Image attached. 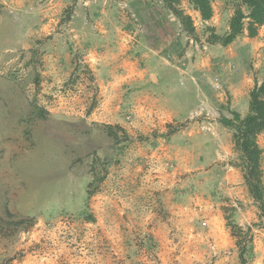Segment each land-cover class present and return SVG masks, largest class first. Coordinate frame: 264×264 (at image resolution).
Segmentation results:
<instances>
[{
    "label": "rangeland",
    "instance_id": "374dc122",
    "mask_svg": "<svg viewBox=\"0 0 264 264\" xmlns=\"http://www.w3.org/2000/svg\"><path fill=\"white\" fill-rule=\"evenodd\" d=\"M210 1L179 0L189 34L162 0H0V264H264L220 122L247 113L264 24L211 42L239 0Z\"/></svg>",
    "mask_w": 264,
    "mask_h": 264
},
{
    "label": "trees",
    "instance_id": "16d2710c",
    "mask_svg": "<svg viewBox=\"0 0 264 264\" xmlns=\"http://www.w3.org/2000/svg\"><path fill=\"white\" fill-rule=\"evenodd\" d=\"M165 6L178 19L184 31L193 34L194 25L190 15L184 14L179 7V0H162ZM190 6L198 11L201 19L206 21L212 16L210 0H188ZM264 24V0H239L228 22V31L224 35L210 34L211 42H220L227 45L238 35L247 31L248 36L253 37L259 26ZM211 29V28H210ZM232 118L222 117L220 122L232 129V141L239 153L242 177L250 196L258 207L264 210V181L260 158L262 149L257 143V135L264 132V73L260 82H256L249 91L247 113L240 117L239 113L233 112ZM118 128H121L117 126ZM112 134V133H111ZM113 135V134H112ZM232 235L240 244V227L233 223ZM236 228L238 229L236 232ZM240 250L242 258L243 251Z\"/></svg>",
    "mask_w": 264,
    "mask_h": 264
},
{
    "label": "crops",
    "instance_id": "0c3cea01",
    "mask_svg": "<svg viewBox=\"0 0 264 264\" xmlns=\"http://www.w3.org/2000/svg\"><path fill=\"white\" fill-rule=\"evenodd\" d=\"M198 12V11H197ZM244 31H246V30H244ZM247 32V31H246ZM164 74V73H163ZM165 76V75H164ZM159 82V78H158V80L156 79V83H158Z\"/></svg>",
    "mask_w": 264,
    "mask_h": 264
}]
</instances>
